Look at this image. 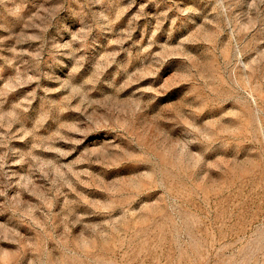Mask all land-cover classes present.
I'll return each instance as SVG.
<instances>
[{"label":"rangeland","instance_id":"rangeland-1","mask_svg":"<svg viewBox=\"0 0 264 264\" xmlns=\"http://www.w3.org/2000/svg\"><path fill=\"white\" fill-rule=\"evenodd\" d=\"M0 264H264V0H0Z\"/></svg>","mask_w":264,"mask_h":264}]
</instances>
